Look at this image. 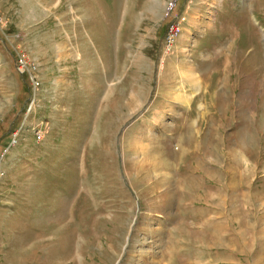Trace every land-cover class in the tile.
<instances>
[{
    "label": "rangeland",
    "instance_id": "1",
    "mask_svg": "<svg viewBox=\"0 0 264 264\" xmlns=\"http://www.w3.org/2000/svg\"><path fill=\"white\" fill-rule=\"evenodd\" d=\"M0 264H264V0H0Z\"/></svg>",
    "mask_w": 264,
    "mask_h": 264
},
{
    "label": "built area",
    "instance_id": "2",
    "mask_svg": "<svg viewBox=\"0 0 264 264\" xmlns=\"http://www.w3.org/2000/svg\"><path fill=\"white\" fill-rule=\"evenodd\" d=\"M170 29H171V26H170ZM171 32H172V30H171ZM170 36L173 37L172 34ZM170 41L172 42L171 38H170ZM28 63L29 62H28L27 58L23 54L17 55L16 66H17V69L20 71L21 74L25 73L26 70H27L28 73H30L29 67H28ZM30 78H31V82L33 83V87H36L38 85V81H37L36 77L31 75ZM32 103H33V101L31 102V104ZM34 134H35V137H36L37 140H41L43 138V134L44 133H43V131L41 129V126H40V128L38 127L34 131ZM15 135H14V137H15Z\"/></svg>",
    "mask_w": 264,
    "mask_h": 264
}]
</instances>
